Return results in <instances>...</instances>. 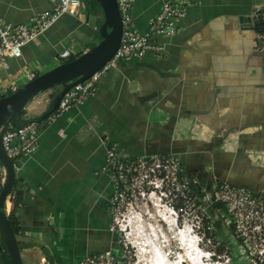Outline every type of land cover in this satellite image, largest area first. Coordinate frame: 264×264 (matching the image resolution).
Listing matches in <instances>:
<instances>
[{
	"label": "crops",
	"instance_id": "1",
	"mask_svg": "<svg viewBox=\"0 0 264 264\" xmlns=\"http://www.w3.org/2000/svg\"><path fill=\"white\" fill-rule=\"evenodd\" d=\"M163 1H133L141 33ZM263 1L194 0L174 35L156 37L166 55L120 61L82 106L42 124L37 151L19 159L0 208V232L13 231L23 264H76L114 248L111 186L98 172L106 143L126 157L175 154L194 190L225 181L264 196V164L257 160L264 156V71L251 52L252 34L239 24ZM49 8V0H0V18L26 23ZM79 15H62L25 45L9 72L40 74L58 64L62 49L76 57L97 44L101 12ZM55 93L36 95L15 121L41 120ZM0 264H11L2 239Z\"/></svg>",
	"mask_w": 264,
	"mask_h": 264
},
{
	"label": "built area",
	"instance_id": "2",
	"mask_svg": "<svg viewBox=\"0 0 264 264\" xmlns=\"http://www.w3.org/2000/svg\"><path fill=\"white\" fill-rule=\"evenodd\" d=\"M133 1L116 0L122 26L120 43L102 67L69 88L57 108L42 123L28 119L22 125H17L15 120L10 119L3 125L1 146L11 160L15 173L19 159L37 151L42 124L50 125L65 112L82 106L96 94L100 79L116 69L120 61L133 62L147 55L156 58L166 55L165 46L156 37L174 35L187 6L194 2L163 1L159 13L149 21L146 32L141 33L131 15ZM49 3V9L37 13L26 23H12L0 18V99L14 93L38 75L35 71L10 73V59L21 57L23 47L46 32L62 15L77 16L81 13V0H49ZM71 57L69 49H62L58 53L57 63ZM104 147V165L98 172L108 177L111 186L108 209L111 219L109 230L112 233H117L115 220L139 202L153 200L154 205H160L165 201L176 218L182 215L187 219L189 212L192 213L197 223L206 222V229H215L219 234L225 231L223 237L229 235L228 241L237 248L235 253H246L253 260L264 263V196L261 193L225 181H217L211 190H194L193 181L173 153L133 158L123 156L116 143H106ZM257 160L264 164V156ZM4 177L5 170L1 166L0 191ZM197 228L205 232L204 226ZM219 239L216 236L215 245L224 247V241ZM116 259L115 249L110 248L85 256L76 264H115Z\"/></svg>",
	"mask_w": 264,
	"mask_h": 264
},
{
	"label": "water",
	"instance_id": "3",
	"mask_svg": "<svg viewBox=\"0 0 264 264\" xmlns=\"http://www.w3.org/2000/svg\"><path fill=\"white\" fill-rule=\"evenodd\" d=\"M95 1L100 6L103 17L101 25L97 28L98 43L77 57L67 58L62 63L36 75L14 93L0 99V164L5 170L3 187L0 191V208H4L16 178L12 162L1 146L3 125L19 114L36 95L55 87L59 89L52 97L51 105L57 107L67 90L102 67L112 57L120 43L122 26L116 0ZM239 24L243 30L252 34L251 52L257 65L264 71V1L256 5L253 12L240 16ZM0 239L7 249L11 264H23L13 231L0 232Z\"/></svg>",
	"mask_w": 264,
	"mask_h": 264
},
{
	"label": "rangeland",
	"instance_id": "4",
	"mask_svg": "<svg viewBox=\"0 0 264 264\" xmlns=\"http://www.w3.org/2000/svg\"><path fill=\"white\" fill-rule=\"evenodd\" d=\"M81 9L79 18L82 19L91 18L96 11L100 12V6L97 3L93 6L92 0H81ZM101 18L103 17L101 16ZM100 21H98V25ZM54 89L57 93L59 88L55 87ZM163 202L164 203L160 205H154L153 200H148L146 203L144 201L139 202L133 209H129L123 216L115 220V227L117 230V233L115 234L116 238L114 239V249L117 254L115 264H132L137 260L134 245L125 238L126 232L125 230L123 231L127 220L128 222L129 220L133 222L137 221V225L141 226L140 230H142V226L143 228H145L144 226L146 225L154 226L158 230L160 237L162 234L160 240L163 247L162 249H168L169 251L166 252H169L170 256H177L180 252V243L177 240V237L181 236L182 240H186L188 249L187 259L191 264H264L253 260L246 253H235L237 252V248L236 246L232 247L230 241H228L227 238L229 235L227 234L223 237L225 231L224 233L219 234L215 232V229H206V222L202 221L200 224L197 223L193 214L190 212L187 219L183 218L182 215H178L176 218L171 211V207H169L165 201ZM163 215L168 216V218L171 217L170 220L174 226L170 228V226L161 222L160 219ZM202 226L205 227V232L197 228H202ZM179 229H183V231H180ZM144 230L146 231V228ZM220 230L219 227L218 231ZM216 236H219V240L224 241V247L218 248L215 245V242L217 241ZM172 260H174V258Z\"/></svg>",
	"mask_w": 264,
	"mask_h": 264
},
{
	"label": "bare ground",
	"instance_id": "5",
	"mask_svg": "<svg viewBox=\"0 0 264 264\" xmlns=\"http://www.w3.org/2000/svg\"><path fill=\"white\" fill-rule=\"evenodd\" d=\"M159 215V214H157ZM155 217V216H154ZM159 217V216H157ZM171 217L168 216L161 217L160 221L165 225L174 226L171 222ZM158 221V219H157ZM137 221L128 220L125 222V238L134 245L137 254V262L136 264H156L157 255L161 256L159 258V264H191L187 259V243L186 240H182L181 236L177 237V240L180 243L179 249L180 252L177 256H170L168 249H162L161 237L158 234V230L153 226H144L146 231L142 226V230H140L141 226L137 225ZM145 232V233H144ZM161 233V232H160ZM178 233V232H177ZM180 233V232H179ZM155 238H154V236ZM178 235V234H177ZM182 235V233H181ZM163 258V260H161ZM174 258V261L170 263V260Z\"/></svg>",
	"mask_w": 264,
	"mask_h": 264
},
{
	"label": "trees",
	"instance_id": "6",
	"mask_svg": "<svg viewBox=\"0 0 264 264\" xmlns=\"http://www.w3.org/2000/svg\"><path fill=\"white\" fill-rule=\"evenodd\" d=\"M92 2H93V6H94V4H96V1L95 0H92ZM102 21L103 20H101L100 22H99V26L101 25V23H102ZM77 57V56H76ZM72 58H75V57H72ZM54 96V95H53ZM57 107H53L52 105H50L49 106V108L41 115V120H39V122H41L42 120H44L49 114H51L55 109H56ZM22 112H23V110L19 113V114H17L15 117H13L12 119L13 120H15V118L17 117V116H19L20 114H22ZM17 125H22V123H18L17 122ZM254 192V191H253ZM255 193V192H254Z\"/></svg>",
	"mask_w": 264,
	"mask_h": 264
}]
</instances>
